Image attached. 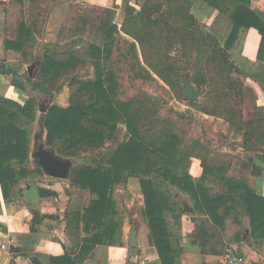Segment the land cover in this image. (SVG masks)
Segmentation results:
<instances>
[{
    "label": "trees",
    "instance_id": "16d2710c",
    "mask_svg": "<svg viewBox=\"0 0 264 264\" xmlns=\"http://www.w3.org/2000/svg\"><path fill=\"white\" fill-rule=\"evenodd\" d=\"M196 2H203L229 17L231 32L222 45L219 44V33L210 30L190 14L191 6ZM251 3L252 0H145L140 10L127 11L121 30L113 22L112 11L108 13L110 16L101 20L99 29L104 42L102 45L91 43L89 47V56L94 61L97 79L84 83L82 89L87 90L91 102L85 104L76 100L68 107L52 105L43 114V127L47 131L46 144L54 148L58 142L66 144L63 149L57 150L60 154L72 152L80 146L101 148L107 140L104 129L112 132L119 124H123L130 135V139L120 145L106 162L97 167L84 166L78 171L72 170V185L87 190L90 194L84 216L85 243L97 245L104 243V239L109 237V228L105 220L111 214H117L113 191L118 186L126 185L130 178H137L140 181L145 200L144 216L151 231L150 239L158 250L162 264H175L176 253L171 245L164 214L178 207L169 192L161 189L163 184L188 195L194 201L196 211L209 215L217 224L223 221L220 214H231L236 210L237 203H243L245 212L251 220L253 236L264 238V197L255 194L244 180L225 176L222 179L235 196L225 192L212 195L205 181L214 175L213 171L205 168L203 176L198 180L191 176L188 172L191 153L181 149L182 140L177 134H169L161 146L148 144L141 136L138 119L132 113V104L119 98L116 73L108 66L115 35L120 34L119 31L132 37L135 40L132 47L137 49L138 42L143 45L144 37L159 41L162 35L159 28L162 24L168 35L179 34L182 43L185 45L190 43L199 57L213 54L208 61L217 62L219 71L224 72L227 68L231 75L234 73L244 75L236 62L231 60V54L235 52L234 47L241 31L254 27L259 31L262 40L258 50V61L249 64L246 76L264 87V16H260L252 9ZM185 24L192 26L194 30V36L189 41ZM173 42L178 43L175 36ZM23 46L21 43L6 42L8 49L23 50ZM67 56L64 60L55 54L45 53L40 65V77L53 80L58 78L63 70L75 68L80 64L70 52ZM209 62L207 68L205 67L206 72L210 71ZM22 78L14 74V79L18 80L15 86L26 93V81ZM210 79L211 77L203 76L202 84H208ZM26 80L32 81V78L26 76ZM220 81L223 84L219 87V93L226 90L224 85H229L228 93L232 92L238 99L243 96L240 79L234 80L231 76L226 78L223 76ZM36 121L40 120L33 98L20 104L0 97V185L5 197H9L22 178L32 172L42 173L40 167L33 171L27 168L31 155L28 126ZM250 124L252 123H246L245 127ZM103 226L106 228H102ZM85 249L87 247H84V251ZM59 260L54 259V262Z\"/></svg>",
    "mask_w": 264,
    "mask_h": 264
},
{
    "label": "crops",
    "instance_id": "0c3cea01",
    "mask_svg": "<svg viewBox=\"0 0 264 264\" xmlns=\"http://www.w3.org/2000/svg\"><path fill=\"white\" fill-rule=\"evenodd\" d=\"M144 1L0 0V97L20 104L29 99L15 86L17 80L14 74L22 76L33 60H37L41 53L44 56L45 47L73 41L80 33L70 22L79 16L78 12L89 9L92 15L101 16L99 29L101 20L110 16L109 11H112L113 17L116 12L140 10ZM251 7L264 16V0H252ZM190 14L210 30L218 33L217 25H225L231 32L229 17L203 2L194 3ZM113 22L121 30L123 23L114 19ZM84 26L88 27L87 24ZM261 40L257 28L241 31L233 58L239 68L248 70L250 63L258 61ZM6 42L24 44L23 50L8 49ZM14 68H17L16 72ZM57 105L68 107L62 103ZM183 150L191 153L189 161L193 166L188 165V172L193 178L200 179L205 168L213 171L214 175L205 181L212 195L225 192L235 196L223 181L225 176L244 180L255 194L264 197V162L255 153L246 157L239 155V160L235 152H228L236 157L233 164L230 161L208 164L196 153V146L184 147ZM31 155L27 168L33 171L39 167L33 163ZM196 161L199 164L195 169ZM190 167H194L192 171L197 174L192 173ZM29 176L20 180L9 197L4 196L0 185V264H162L158 250L150 239L139 179L130 178L123 186L133 196L139 197L141 213L129 211L128 214H120L118 199L114 196L116 187L113 199L117 214H111L105 220L109 237L104 239V243L92 245L84 242L85 209L90 201L87 191L74 187L71 175L66 180L49 177L43 171L32 172ZM211 180L222 187L220 193L212 192L208 184ZM179 194L189 197L180 191ZM174 199L177 201V198ZM235 207L231 214H220L223 221L218 224L209 215L198 213L194 205L191 208L178 204V209L167 211L164 217L176 253L175 264H223V255L230 247L238 248L249 263L264 264V238L253 236L251 220L243 203L239 202ZM132 231L136 232V247L130 245ZM84 247H87L85 251ZM54 259L60 260L54 262Z\"/></svg>",
    "mask_w": 264,
    "mask_h": 264
},
{
    "label": "rangeland",
    "instance_id": "374dc122",
    "mask_svg": "<svg viewBox=\"0 0 264 264\" xmlns=\"http://www.w3.org/2000/svg\"><path fill=\"white\" fill-rule=\"evenodd\" d=\"M77 15L79 16L70 23L73 28H78L80 34L69 43L45 47L43 54L52 53L59 59L65 60L70 52L80 64L75 68L63 70L58 78L44 79L40 77V65L43 62L41 53L37 60L29 61L31 64H37L33 70L35 76L32 81L26 80V76L30 77L28 67L31 64L22 75V79L26 81L27 98L36 101L37 116L40 121L43 120L44 110L52 105L62 103L64 106H69L76 100L85 104L91 102L87 90L82 89L84 83L97 79V70L89 56V47L91 43L102 45L104 42L103 34L98 29L101 16L92 15L89 9L83 13L78 12ZM104 16L105 14L102 17ZM125 18L124 11L116 12L113 16L114 21L120 24ZM185 27L189 41L194 36V30L190 25L185 24ZM217 27L221 36H219V44L222 45L230 31L225 25H217ZM84 28L86 29L83 30ZM159 30L162 33L159 41L144 37L143 45L136 42L137 49L132 47L134 42L132 37L116 34L111 60L108 63V66L115 71L119 82V98L132 104V113L138 119L141 136L148 144L161 146L169 134H177L182 140L181 149L196 146V153H199L208 164L227 163V161L233 164L236 157L240 160L239 155L246 157L249 153H255L264 162V87L247 78L246 72L249 69L240 68L244 75L236 73L231 75L227 68L224 72L219 71L217 62L208 61L213 54L199 57L190 43L185 45L180 41L179 34L168 35L162 24ZM174 36L178 43L173 42ZM234 55L233 52L232 61ZM208 62L210 71L206 72L205 67ZM16 69L13 70L16 72ZM186 76L199 91V99L196 102L187 101L185 98L183 85ZM203 76L211 77L206 85L202 84ZM223 76L224 78L231 76L234 80L242 81L244 91L242 97L238 99L232 92L228 93L229 85H224L226 90L219 93V87L223 84L220 78ZM40 121L28 126L31 154L36 148L38 133L41 132ZM248 122L252 124L245 127ZM104 130L107 140L99 149L80 146L72 152L60 154L57 150L63 149L66 144L58 142L55 148L47 144L46 147L54 148L55 152L64 158L76 159L77 163L73 170L78 171L84 166L97 167L106 162L120 145L130 139L123 124H119L112 131L113 133L106 128ZM42 135L39 141L46 142L45 128ZM228 152H235L237 155L235 157ZM251 156L253 157L252 154ZM31 160L34 159L31 157ZM198 164L199 162L196 161L195 169ZM190 165L193 166V163ZM194 167H190V170L192 171ZM28 177L30 176L22 179ZM208 184L213 193L222 191V187L216 181L211 180ZM126 189L124 186H118L114 192V196L118 199L120 214H128L129 211L140 214L139 197L133 196ZM161 189L169 192L171 199L177 204L191 208L194 205L191 198L178 195L179 191L174 187L163 184ZM174 198H177V201Z\"/></svg>",
    "mask_w": 264,
    "mask_h": 264
},
{
    "label": "water",
    "instance_id": "95a60500",
    "mask_svg": "<svg viewBox=\"0 0 264 264\" xmlns=\"http://www.w3.org/2000/svg\"><path fill=\"white\" fill-rule=\"evenodd\" d=\"M37 64L33 63L28 68V74L31 78L35 76L34 69ZM184 95L187 101L196 102L199 99V91L192 84L190 78L186 76L183 85ZM48 109H45L46 113ZM41 132L38 133L36 140V148L32 153V158L36 161L38 167L49 177L66 180L70 177L74 166L77 163V160L72 158H64L61 155L57 154L54 148L46 147V142L43 140L40 142L39 137H42L44 134L43 120L40 122ZM130 245L132 247L137 246L136 242V232L132 231L130 234Z\"/></svg>",
    "mask_w": 264,
    "mask_h": 264
},
{
    "label": "built area",
    "instance_id": "2783aa9c",
    "mask_svg": "<svg viewBox=\"0 0 264 264\" xmlns=\"http://www.w3.org/2000/svg\"><path fill=\"white\" fill-rule=\"evenodd\" d=\"M6 248V245L2 246ZM236 247H230L223 255V264H251Z\"/></svg>",
    "mask_w": 264,
    "mask_h": 264
}]
</instances>
